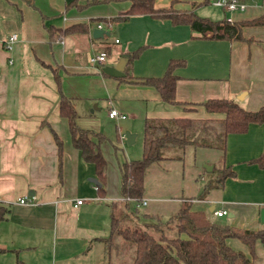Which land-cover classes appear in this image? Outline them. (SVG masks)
<instances>
[{"label": "crops", "instance_id": "1", "mask_svg": "<svg viewBox=\"0 0 264 264\" xmlns=\"http://www.w3.org/2000/svg\"><path fill=\"white\" fill-rule=\"evenodd\" d=\"M213 1L154 0V6L232 22L264 14L262 0H241L245 9L231 13ZM31 2L0 0V210L6 209L0 219V264H103L101 238L108 234L111 204L122 202L119 160L111 148L99 144L106 165L104 192L98 194L89 180L97 178L95 167L73 146L67 119L59 114V91L74 102L91 100V77L118 82L117 77L104 74L102 66L114 65L122 53L139 48L138 56L126 64V73L135 78L161 76L170 60L179 61L172 68L179 103L162 101L151 86L123 81L146 89L158 105L147 108L144 118H221L222 113L206 112L201 105L186 109L207 98L238 102L240 93L239 104L255 110L264 105V24L243 25V39L211 38L199 36L188 24L174 25L169 18L133 14L103 26L105 31L116 28L122 37L111 41L105 34L92 37L95 18L115 16L131 0ZM76 23L86 24V31L61 33ZM12 33L16 40L7 49L5 39ZM101 50L106 52L105 63L91 65L89 57ZM95 108L96 104L91 112ZM76 122L85 128L78 117ZM52 130L62 141L61 155ZM263 147L264 123H251L242 133H228L221 167H230L234 175L203 199L185 197L180 205L190 199L193 210L205 211L214 221L247 229L264 227L260 218L264 166L249 162ZM20 197H26V202H18ZM78 198L82 202L74 206ZM142 199L145 205L147 198ZM211 206L226 209V219L214 216ZM226 242L249 255L239 239L228 237ZM258 254L257 264H264V248Z\"/></svg>", "mask_w": 264, "mask_h": 264}, {"label": "trees", "instance_id": "2", "mask_svg": "<svg viewBox=\"0 0 264 264\" xmlns=\"http://www.w3.org/2000/svg\"><path fill=\"white\" fill-rule=\"evenodd\" d=\"M32 3L31 0H26ZM97 1V0H95ZM109 1V0H101ZM133 14H149L153 17L169 18L171 23L188 24L191 30L201 37L243 39V25L264 24V14L248 20L237 22L213 20L196 14L192 10L176 11L172 8H156L154 0H131L129 7L108 18H95L102 26L127 20ZM96 24V25H97ZM107 27V26H106ZM104 28V27H103ZM50 37L53 30L51 26ZM84 23L72 24L61 33L86 31ZM139 48L122 53L125 59V74L117 77L118 81H126L153 87L162 101L169 104L179 103L174 96L176 75L172 72L178 60H170L166 71L161 76H146L127 79V65L138 56ZM127 64V65H126ZM105 74V73H104ZM55 80L60 88V77L54 70ZM201 105L206 112L222 113L223 117L188 118L176 116L165 123L156 118H145L142 132V153L140 158L119 161L121 175V204L112 202L108 234L102 237L103 264H257L259 249L264 248V227L247 229L212 220L203 210H193L191 200L184 199L176 213L165 221L156 214L139 216L136 206L130 208V202L139 200L144 192V176L146 168L155 161L166 158L162 151L169 146L193 145L217 147L224 151L228 133L245 132L251 123H264V105L255 110H248L238 102L226 98H207L202 102L191 103ZM59 114L67 119L73 146L80 151L86 162L93 163L99 185L97 193L104 192L106 165L98 143L94 136L98 135L76 122L75 102L59 91ZM53 137L61 155L62 141L52 130ZM101 136V135H98ZM117 149L116 145H113ZM264 166V147L262 152L249 160ZM214 182L204 186L203 199L211 188L221 187L227 176H233L230 167H221ZM59 174L60 165H59ZM5 210H0V219ZM228 237H235L243 242L249 255L229 246Z\"/></svg>", "mask_w": 264, "mask_h": 264}, {"label": "rangeland", "instance_id": "3", "mask_svg": "<svg viewBox=\"0 0 264 264\" xmlns=\"http://www.w3.org/2000/svg\"><path fill=\"white\" fill-rule=\"evenodd\" d=\"M108 33L106 35L108 40L112 41L114 37L122 40L116 28ZM110 54H113L112 47ZM144 58L145 56L142 57ZM132 64L134 65L135 61ZM94 77L92 76L89 82L92 99L75 102L78 120L85 128L101 135H95L94 140L102 148H111L119 161L140 158L145 111L147 108L150 109V106L158 105H155L151 93L140 86L128 85L123 81L117 82L111 77L98 78L95 75ZM130 78L131 75L127 76V79ZM94 104L96 108L91 112ZM109 107L118 110L124 118L109 119L107 117ZM166 121L167 119L162 120L163 123ZM126 132L135 134L131 144L126 141ZM113 145L117 146L116 150ZM162 153L166 158L152 162L145 170L143 196L147 198L146 204L136 205V201H133L130 202V208L136 206L139 216L146 213L156 214L165 221L177 212L182 198L193 196L198 199L204 186L215 181L222 166L224 152L217 147L172 145L164 148ZM215 194L217 196V191ZM224 218L226 219V215Z\"/></svg>", "mask_w": 264, "mask_h": 264}, {"label": "built area", "instance_id": "4", "mask_svg": "<svg viewBox=\"0 0 264 264\" xmlns=\"http://www.w3.org/2000/svg\"><path fill=\"white\" fill-rule=\"evenodd\" d=\"M263 4H264V0H262ZM213 4L216 5V6H219L221 7L223 10L227 11V12H234V11H243L246 7V4L244 2H242L241 0H214L213 1ZM227 21H230V18H228ZM96 27L98 28H103L102 24L101 23H98L96 25ZM16 40V34L15 33H12L10 34L6 39H5V47L7 49H11L12 48V45H13V42ZM115 41H117V39H115ZM105 60H106V52L101 50L95 54H92L90 57H89V63L91 65H94L96 63H100V64H103L105 63ZM10 61V59H9ZM107 115L110 117V118H124V115L122 113H120L118 110H116L115 108L113 107H110L109 110H108V113ZM27 200L26 197H20L18 199V202L20 203H25ZM82 202V198H78L75 200L74 202V206H76L77 204H80ZM144 204L145 203V200L144 199H139V200H136V205L138 204ZM212 214L216 217L218 216H223V215H226L227 214V210L226 209H223V208H213L212 209Z\"/></svg>", "mask_w": 264, "mask_h": 264}, {"label": "water", "instance_id": "5", "mask_svg": "<svg viewBox=\"0 0 264 264\" xmlns=\"http://www.w3.org/2000/svg\"><path fill=\"white\" fill-rule=\"evenodd\" d=\"M92 37L93 38H99L102 37L103 34L107 35L108 32L105 31L102 28L94 27L92 28ZM124 67H125V59L123 57H120L118 62L114 65H103L101 70L110 76L113 77H122L124 75ZM242 95H239L238 98L241 99ZM126 141L128 144H131L134 141L135 134L126 132ZM89 180L93 182L95 185H99V181L95 177H90ZM209 210H212V206L209 208ZM260 218L262 221H264V210L261 209L260 211Z\"/></svg>", "mask_w": 264, "mask_h": 264}]
</instances>
